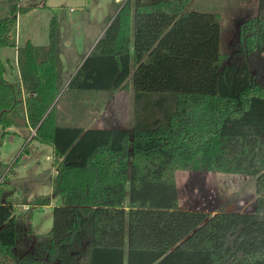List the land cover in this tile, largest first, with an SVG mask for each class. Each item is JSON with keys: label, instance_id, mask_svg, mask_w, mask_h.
<instances>
[{"label": "trees", "instance_id": "16d2710c", "mask_svg": "<svg viewBox=\"0 0 264 264\" xmlns=\"http://www.w3.org/2000/svg\"><path fill=\"white\" fill-rule=\"evenodd\" d=\"M190 1L125 0L66 85L108 95L130 86L131 129L57 125L54 17L46 46L16 49L19 77L5 79L0 58V146L10 129L27 128L57 162L51 195L27 202L59 198L51 228L16 264H264V0L225 55L218 15L182 14ZM5 6L0 49L15 47L17 17L29 10ZM17 162L0 161V264L30 191L15 202ZM219 169L255 178L253 210L181 209L175 173Z\"/></svg>", "mask_w": 264, "mask_h": 264}, {"label": "rangeland", "instance_id": "374dc122", "mask_svg": "<svg viewBox=\"0 0 264 264\" xmlns=\"http://www.w3.org/2000/svg\"><path fill=\"white\" fill-rule=\"evenodd\" d=\"M124 1L20 0L21 6L29 8L28 11L34 6H40L45 2L47 4L44 11L40 9L37 14L38 23L35 30L31 32L21 22V46L28 38L36 46H46L49 22L52 17L57 22V57L60 64L57 87L60 95L55 99L53 106L58 126H76L83 129H131L134 105L130 86L111 95L73 92L66 89L67 83L80 62L103 34L119 5ZM257 5L258 0H191L182 14L192 11L217 14L220 26L219 48L221 54L225 55L232 52V40L238 24L253 17L257 12ZM21 16L23 19V12ZM65 38L71 40L70 45L64 44ZM13 52L11 48H5V51H0V56L10 58L13 57L11 56ZM133 69L131 63L129 82ZM4 77L11 81L15 79L13 77L9 79L7 74ZM33 135V130L28 132L24 128H12L4 136L0 146L2 163L10 166L16 159L18 160L16 175L12 178L15 202H20L23 190H30L25 193V203L15 206L16 216L21 217V228L17 233L12 254L8 256L7 264H16L19 259L33 254L35 243L42 241V238L48 234L52 225V207L59 202V198L51 197V203L46 207L31 208V205L27 203L33 202L36 197L51 195L50 184L57 165L51 148L32 141ZM27 143L28 153H24L22 148ZM175 181L181 209L209 213L253 210L254 177L222 169L213 173L177 171Z\"/></svg>", "mask_w": 264, "mask_h": 264}, {"label": "crops", "instance_id": "0c3cea01", "mask_svg": "<svg viewBox=\"0 0 264 264\" xmlns=\"http://www.w3.org/2000/svg\"><path fill=\"white\" fill-rule=\"evenodd\" d=\"M116 2H119V0H115ZM122 5V3L119 5V7H118V10H119V8H120V6ZM19 6L20 7H22L21 6V4H20V0H19ZM47 7V4H46V2L45 3H43L42 5H40V6H34V8L33 9H30V11H25L24 13H23V19H22V16H21V14H19V16L17 17V22H16V27H15V32H14V42H15V47L14 48H11L14 52H13V55H11V56H13V57H7V56H5V58H2L1 56H0V58H1V60L4 62V61H6V62H4V64H5V67H6V73H5V75L7 74V77L10 79L11 77H13V78H16V77H19V72H18V68H17V63H16V49L18 48V47H21V45H20V35H21V22H22V24H23V26L26 28V29H29L31 32L33 31V30H35L36 28H37V23H38V21H37V14L39 13V11H40V9H42L41 11H44V9ZM244 7H246L245 5H244ZM118 10H117V12H118ZM116 12V13H117ZM5 13H6V6H5V0H0V16H4L5 15ZM2 17H0V19L2 18ZM102 35V34H101ZM101 35H100V37H101ZM99 37V38H100ZM98 38V39H99ZM27 41H29L31 44H33V45H35L34 44V42L31 40V39H25V43L27 42ZM71 40L70 39H68V38H65L64 39V44L66 45V46H68V45H70V42ZM97 42V41H96ZM96 42L94 43V45L96 44ZM24 43V44H25ZM47 43H48V36H47ZM23 44V45H24ZM22 45V46H23ZM93 45V46H94ZM36 46V45H35ZM93 46L91 47V49L93 48ZM91 49L89 50V52L91 51ZM0 51H5V48H1L0 49ZM88 52V53H89ZM87 53V54H88ZM86 54V55H87ZM6 55V54H5ZM85 55V56H86ZM85 58V57H84ZM83 58V59H84ZM83 61V60H82ZM81 61V62H82ZM81 62H80V64H81ZM14 64H16V66H14ZM79 64V65H80ZM79 67V66H78ZM78 67H77V69H78ZM76 69V70H77ZM75 73V72H74ZM6 79V78H5ZM8 80V79H7ZM11 80V79H10ZM68 84V83H67ZM25 130H28V132H29V130L30 129H27V128H24Z\"/></svg>", "mask_w": 264, "mask_h": 264}, {"label": "water", "instance_id": "95a60500", "mask_svg": "<svg viewBox=\"0 0 264 264\" xmlns=\"http://www.w3.org/2000/svg\"><path fill=\"white\" fill-rule=\"evenodd\" d=\"M93 47H94V46H93ZM92 49H93V48H92ZM92 49H91V50H92ZM89 53H90V52H89ZM89 53H88V54H89ZM88 54L85 56V58L88 56ZM85 58H84V59H85ZM84 59H83V60H84ZM82 62H83V61H82ZM82 62H81V64H82ZM81 64H80V65H81ZM80 65H79V67H80ZM69 81H70V80H69ZM59 95H60V94H59ZM53 105H54V104H52V106L50 107V109L53 107Z\"/></svg>", "mask_w": 264, "mask_h": 264}]
</instances>
